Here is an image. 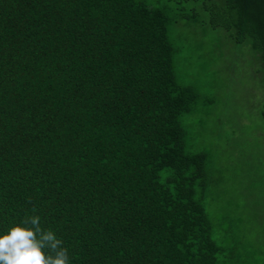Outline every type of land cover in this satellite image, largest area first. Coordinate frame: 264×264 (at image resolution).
<instances>
[{
	"label": "trees",
	"instance_id": "16d2710c",
	"mask_svg": "<svg viewBox=\"0 0 264 264\" xmlns=\"http://www.w3.org/2000/svg\"><path fill=\"white\" fill-rule=\"evenodd\" d=\"M189 1L0 0V230L39 215L71 264H264V157L245 183L193 146L171 38L223 32L264 146V0Z\"/></svg>",
	"mask_w": 264,
	"mask_h": 264
},
{
	"label": "rangeland",
	"instance_id": "374dc122",
	"mask_svg": "<svg viewBox=\"0 0 264 264\" xmlns=\"http://www.w3.org/2000/svg\"><path fill=\"white\" fill-rule=\"evenodd\" d=\"M148 1L159 5L168 0ZM173 32L171 38L179 48L173 66L176 79L196 94L193 110L181 118L190 142L231 167L228 176L236 174L242 182L250 183L264 157V146L254 133L261 98L257 82L244 61L234 55V47L223 32L212 29L206 21L192 22L187 29L179 24ZM242 198L238 201L247 203L245 213L252 214L254 195ZM247 221L249 235L255 238L257 220Z\"/></svg>",
	"mask_w": 264,
	"mask_h": 264
},
{
	"label": "clouds",
	"instance_id": "9594fccd",
	"mask_svg": "<svg viewBox=\"0 0 264 264\" xmlns=\"http://www.w3.org/2000/svg\"><path fill=\"white\" fill-rule=\"evenodd\" d=\"M0 264H71V257L56 232L31 214L0 230Z\"/></svg>",
	"mask_w": 264,
	"mask_h": 264
}]
</instances>
